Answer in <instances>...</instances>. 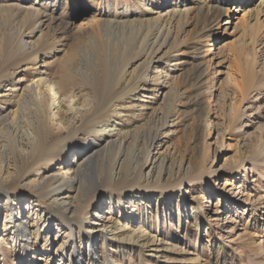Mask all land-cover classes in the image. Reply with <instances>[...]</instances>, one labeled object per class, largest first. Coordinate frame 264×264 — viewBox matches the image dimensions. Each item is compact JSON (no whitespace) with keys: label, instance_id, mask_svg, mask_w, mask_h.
<instances>
[{"label":"rangeland","instance_id":"374dc122","mask_svg":"<svg viewBox=\"0 0 264 264\" xmlns=\"http://www.w3.org/2000/svg\"><path fill=\"white\" fill-rule=\"evenodd\" d=\"M230 1L225 14L232 13L235 9V1ZM259 1L261 0H255V4ZM35 2L36 0H0V21L1 17L6 18V25L3 27L5 30L0 27V44L3 47L0 52V110L10 116L15 115L18 105L17 101L13 103L7 97L9 90L29 84L37 72H44L47 78H58L59 64L45 68L41 66L47 61L62 58L78 43L59 33L60 27H57V34L55 33L58 37L55 43L54 34L48 33L45 28L33 59L19 57L18 41L26 38L31 23L27 22L22 26V14L18 9L30 7ZM38 2L43 15L72 24L74 31L92 18L97 2L101 3L102 10L106 6L103 0ZM107 2L117 18L125 16L124 13L127 12L130 19H140L139 14H136L138 7L132 0ZM245 13L246 11L234 13L236 16L231 22L238 23L235 31L230 25H223L224 21L219 25L215 22L209 32L208 44H200L194 39L205 23H199L195 19L189 21L187 42L179 49L181 65L170 74L179 92L175 101L171 99L169 102L173 106L168 116L167 134H162L158 140L157 151L164 154L169 165H172L164 168L160 189L149 190L145 194L142 189L134 190L133 193L127 191L119 201L114 196L108 199L106 192L99 195L104 183L102 176L114 155L112 147H103L100 155L83 167L75 182L77 190L72 197L75 196L76 202L77 198L82 201L95 195L93 197L98 201L96 210H91L85 217L86 224L90 216L91 220L104 222L114 219L127 223V226H122L123 229L114 227L106 236L97 233L95 239L88 242L85 234L87 225L82 226L76 221L73 230L74 242L77 243L75 249L82 259L88 258V262L93 256L94 260L90 264H250L252 259L264 264V18L261 20L259 34L253 41L250 31L246 29V18L243 17ZM14 33L20 38L15 37ZM220 46L224 49L225 62L218 68L214 54ZM141 56L139 54L137 60ZM151 65L148 71L142 73L144 78L136 88L129 89L128 92L121 93V90L126 89V81L120 84V88H115V93L114 85L112 86L115 83L106 84L107 93L94 113L96 116L93 115L94 120L103 127L115 128L126 136L130 135V146L122 150L126 163L122 167L123 172L127 168L132 170L142 160V148L138 143L140 140L134 138L136 131L141 127L145 129L154 113L164 112L165 102L171 97L163 79H159L162 65ZM127 66L126 64L125 68ZM216 70H221L222 73L216 75ZM202 71L203 84L195 86L194 77ZM106 76L109 77V72ZM103 77L105 76L101 75L98 82L101 91L105 86ZM225 95H229L228 99ZM91 96L93 93L85 89L77 95V104ZM51 108V114H55L56 108ZM65 111L64 108L57 111L60 118L55 116L54 124L57 129L64 125L69 126V129H62L63 134L58 139L53 137L52 131L55 130L52 128L48 146L56 145L58 140L78 129L80 120L72 123L73 114ZM46 115L47 113L43 122L45 129L49 126ZM91 116L88 114L83 121L92 119ZM88 139L99 141L100 138L91 135ZM10 150V141L0 129V152L5 155ZM67 153L70 154L67 158L72 159L71 151L68 150ZM253 159L259 161L256 169L252 168ZM9 164V176L4 184L10 191L9 199L13 208L16 212L27 206L35 208L22 218L31 250L35 254L23 255L20 247L22 239L16 240L10 234V227L5 226L4 210L0 207V264H68L57 254V243L44 245V236L49 235L54 240L56 228L62 226L54 197L40 198L32 195L27 188L22 190L20 196L14 195L12 192L16 188L15 183L7 184L12 179L33 180V172L39 170L43 176L50 177L51 188H57L58 184L52 180L63 177L66 171L63 164L55 162L50 165L43 162L32 170L31 161L19 154L13 156ZM178 164L179 168H175ZM68 173L70 176V172ZM189 179L196 180L191 182ZM78 184H81V188ZM131 196L133 197L130 198ZM217 199L220 204L214 207ZM3 201L4 196L0 195V205ZM109 202L111 208L108 211ZM51 204L56 205L52 211L49 208ZM48 225L53 229L46 235L44 231ZM150 237L157 240L155 244H150Z\"/></svg>","mask_w":264,"mask_h":264},{"label":"bare ground","instance_id":"6f19581e","mask_svg":"<svg viewBox=\"0 0 264 264\" xmlns=\"http://www.w3.org/2000/svg\"><path fill=\"white\" fill-rule=\"evenodd\" d=\"M233 1H235V9H233L232 13L225 14V11L228 12V9H225L229 6L228 2H231L230 0H132L138 7L136 14H139L140 19H130L127 12L124 13L125 16L121 15V17L117 18L115 13L111 12L112 9H109L107 0H103V4L106 5L105 9L102 10L101 3L98 4L97 2L93 8L92 18L85 24H79L80 26L76 28V31L73 30V25L68 22L63 23L61 20L43 15L39 10L38 0L30 7L18 9L20 14H22V26L24 23H31L26 38L18 41L19 57L28 59L35 56L37 47L38 45L40 46L42 41L44 35L42 33L45 28L48 33L54 34V42L58 40L55 35L57 27H60L58 32L60 31L59 33L67 36V39L78 42L62 58L52 60V62L47 61L41 66L45 68L55 63L59 64L60 76H57L58 78H47L44 72H37L38 74L29 84L18 87L15 90H9L7 93V97L13 100V103L17 101L18 108L15 110V115L10 116V114L0 110V129L5 132L11 144L9 153L3 155L2 151L0 152V195L4 196L3 204L0 207L4 210L5 226L10 227V234L16 240L22 239L20 247L23 255L35 254L31 250L27 237V228L24 227V222L22 221L23 215L35 208L32 209L27 206L24 210L17 212L13 208V204H11L9 199L10 191L4 184V181L9 176L10 159L17 154L28 158L31 161L32 170L35 167H39L43 162L50 165L55 162L63 164L66 170L63 177L54 178L56 181L52 180L55 184H58L57 188L55 186L52 189L50 177L43 176L39 170L33 172V180L27 181L25 178L15 181V179H12L7 184L13 185L15 183L16 188L12 192L14 195L20 196L22 190L27 188L34 196L40 198L54 197L55 204L59 207L58 216H61L62 228H56L55 239L53 240L47 235L53 229L51 225H48L44 231L47 235L44 236V245L50 244L51 246V244L57 243V254H59L61 260H66L68 264H87L94 260L92 256L90 261L87 262L88 258L84 260L79 254H76L75 248L77 246L75 244L77 245V243L74 242L73 233L75 222L79 221L82 226L87 225L85 234L88 236V242H92L97 233L106 236L113 231L114 227H126L127 223H121L122 221L118 222L114 219H111L112 221L99 222L95 219L91 220L89 216L86 224L84 221L85 217L90 214L91 210H96L98 205L96 202L98 201H96V197H93L95 195H92L82 201H79L81 198H77L75 202V196H72L77 190L74 187L77 177L88 162L96 159L106 147H112L114 155L108 163L109 165L106 166L104 176H102L104 183L101 185L102 191H100L99 195L102 196V193L106 192L109 196L108 199L114 196L119 201L121 200V195L127 191L133 193L134 190L140 191L142 189L143 194H145L147 193L146 191L160 189L159 183L164 174V168L166 166L172 167V165H169L164 154L157 151L158 140L162 134H167L168 116L173 106L169 102L171 99L174 102L179 92L178 87L174 85V80H171L173 77L170 74H173L181 65L179 58L181 50L179 49L187 42L186 32L190 24L189 21L195 19L199 23H205L197 36L194 37L200 44H208L210 42L209 32L215 22L219 25L224 21L223 25H226V27L230 25V28L235 31L238 28V23L232 24L231 22L236 16L234 13L244 11H246L243 15L246 18V29L250 31L253 41L256 40L259 34L261 20L264 18V0L259 1L257 4H255V0ZM6 12L8 13V11ZM1 18L0 27L3 29L6 25V18L4 16ZM55 23H58V25H55ZM72 32L75 33L72 34ZM69 33L72 35H69ZM15 37L18 36L16 35ZM217 37L218 35L215 36V39ZM1 48H3L2 44H0V52ZM139 54L142 56L137 60ZM214 59L216 60V67L220 68L223 66L225 54L222 46L217 47ZM136 62L139 63L134 68L129 69ZM152 63L162 65L159 79H163V83L166 88L168 87L171 97L169 96L170 98L168 97L169 99L165 102L166 109L164 112L154 113V117L150 120L148 126H145V129L141 127V129L136 131L134 138H139L140 140L138 143L142 148V160L141 163L138 161L139 164L136 163L132 170L125 168L126 172H123L122 167L125 163V156L122 154V150L130 146V137H128L130 135L126 136L124 135L125 133H121L115 128L103 127L100 122L94 120L96 116L94 113L100 107L107 93L106 84L115 83L112 84V86L114 85L113 89H118L120 84L126 81V89L124 91L121 90V93L128 92L129 89H135L138 82L144 78L142 73L145 70L148 71ZM126 64L128 66L125 68ZM108 72L109 77L106 76ZM203 73L204 71L199 72L194 77L195 86L203 84ZM215 73L218 75L222 72L221 70H216ZM101 75L105 76L103 77L105 86L102 91L98 87L100 86L98 82ZM85 89L89 93H93V96L90 99H83L77 104V95ZM117 89L113 90V92L115 93ZM226 95L224 97L228 99L229 95ZM52 106L57 111L62 108L66 109L65 112L73 114L71 122L78 123V120H80V123L77 126L78 129H75L62 140H58L56 145L48 146L52 128L55 130L52 131L53 137L58 139L63 134L62 129H69V126L65 125L62 128H55V116L60 118V114L57 111L55 114H51ZM46 113L49 126L45 129L43 128V122ZM62 114L67 116L65 113ZM62 114L61 118H63ZM88 114L92 115V119L85 120L86 122L83 121ZM91 135L99 137V141L95 139L90 141L88 138ZM103 147L104 149H102ZM68 150L73 155L72 159L67 158L70 155L67 153ZM251 161L252 168L256 169V165L259 162L258 159ZM179 165L177 167L174 165V167L179 168ZM68 172H70V176L67 175ZM195 180L189 179L191 182ZM80 185L78 184L79 187ZM219 204V199H217L214 207H218ZM56 205L51 204L49 206L50 210L52 211L53 206L55 207ZM35 206L37 207V205ZM110 208L111 202H109L108 211ZM119 209L120 211L122 210L121 208ZM156 241L154 237L149 238L150 244H155ZM249 262L250 264L262 263L253 259Z\"/></svg>","mask_w":264,"mask_h":264}]
</instances>
